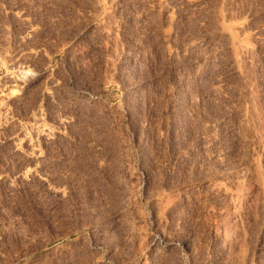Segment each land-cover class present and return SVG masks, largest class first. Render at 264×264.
I'll list each match as a JSON object with an SVG mask.
<instances>
[{
	"label": "rangeland",
	"instance_id": "obj_1",
	"mask_svg": "<svg viewBox=\"0 0 264 264\" xmlns=\"http://www.w3.org/2000/svg\"><path fill=\"white\" fill-rule=\"evenodd\" d=\"M0 59V264H264V0H0Z\"/></svg>",
	"mask_w": 264,
	"mask_h": 264
},
{
	"label": "bare ground",
	"instance_id": "obj_2",
	"mask_svg": "<svg viewBox=\"0 0 264 264\" xmlns=\"http://www.w3.org/2000/svg\"><path fill=\"white\" fill-rule=\"evenodd\" d=\"M192 3V2H191ZM190 3V4H191ZM188 8V7H187ZM194 11V10H193ZM191 12V11H190ZM188 15V14H187ZM189 16V15H188ZM192 16H194L193 14H192ZM222 22H220V24H221ZM222 24H224V23H222ZM225 27V26H224ZM223 26H221V25H219V31H218V33L217 34H219V36H221V38L222 37H224V38H231V36H233V35H231L228 31H226L227 29H225ZM218 29V28H217ZM229 29V28H228ZM241 29V27L239 28V30ZM238 31V30H237ZM214 36V35H213ZM234 37V36H233ZM227 41V40H226ZM245 48H246V46H245ZM2 58V57H1ZM19 59H20V57H19ZM0 61H1V59H0ZM17 61H18V59H17ZM5 62V61H4ZM21 63V62H20ZM3 65V64H2ZM19 65V64H18ZM17 65V66H18ZM6 70V69H5ZM9 71V70H8ZM8 71H7V77H6V80L7 81H11L10 83H25V81H26V76L29 74V72L27 71V69L24 67V68H21V69H19V67H18V69L16 70H10V72L8 73ZM238 74L240 75V73L238 72ZM237 74V75H238ZM239 77V76H238ZM28 82V81H27ZM7 83H9V82H7ZM16 85V84H15ZM17 86V85H16ZM20 86H21V84H20ZM17 87H19V85L17 86ZM1 91V90H0ZM1 95L3 96V94H2V92H1ZM8 95H11V93H9ZM6 96V95H5ZM7 97V96H6ZM12 97H13V95H12ZM82 97V96H81ZM2 98H4V97H0V121H2L3 119V121L6 123L7 121H8V119L6 118V114H7V109H5V107H3L4 105V103L2 104V102H3V99ZM5 99V98H4ZM11 99V98H10ZM11 102H12V99H11ZM6 103V102H5ZM7 105V104H6ZM8 107V106H7ZM10 112V111H9ZM8 112V113H9ZM10 114H12V113H10ZM43 114V113H42ZM13 116V115H12ZM32 116V115H31ZM37 116V115H36ZM40 116H43V115H40ZM7 117H8V115H7ZM40 118H42V117H40ZM66 118V117H65ZM65 118H64V120H65ZM12 119V118H11ZM61 119V118H60ZM67 120V119H66ZM2 121V122H3ZM46 118H45V120H43L42 119V121L40 120V119H35L34 118V120L33 121H31V122H33V123H31V128H30V130L29 131H27L26 129H22L21 131H20V134L19 135H17V136H13L12 138L11 137H9V138H11V143H13V146H14V152H16V153H20L21 155H24L26 158H29V159H31L32 161L33 160H35V161H37L40 157H41V155L43 154V151H42V149L39 147V145L38 144H36L35 143V141L38 139L39 140V138H41L42 140H44V141H46V140H48L49 138H52V137H54V136H60L61 135V132L59 131V128H56V126H60V125H57L56 124V126H52L51 125V123H49V122H47V123H49V124H47L46 122ZM62 121V120H61ZM68 121V120H67ZM5 123H4V125H5ZM30 123V122H29ZM64 123V122H63ZM1 124V123H0ZM3 124V123H2ZM26 124H28V123H26ZM60 124V123H59ZM66 124V123H65ZM67 124H68V122H67ZM22 125V124H21ZM20 125V126H21ZM29 125V124H28ZM7 126V125H6ZM26 126V125H25ZM62 126V125H61ZM1 127V126H0ZM30 127V126H29ZM1 129V128H0ZM15 134V133H14ZM17 134V133H16ZM50 141V140H49ZM8 143H10V142H8ZM19 154V155H20ZM42 159V158H41ZM29 161V160H28ZM40 162V161H39ZM30 164V163H29ZM34 164H36V163H34ZM36 171H38V170H36V166L35 165H33V166H29L28 167V164H27V167L22 171V173H20L21 174V178L23 177V178H26V177H29V175H31V174H34ZM21 172V171H20ZM22 178V179H23ZM30 178V177H29ZM26 180V179H25ZM59 188V187H58ZM62 189V188H61ZM57 190V189H56ZM63 191V190H62ZM235 205V204H234ZM236 206V205H235ZM235 206H233V205H231L230 207H229V210H228V212H229V214H231V216L232 215H235L236 213H237V209H235ZM228 215V214H227ZM230 216V217H231ZM224 217V216H223ZM226 218V217H225ZM224 219V218H223ZM225 222V221H224ZM159 237V236H158ZM159 242H161L159 239H157ZM157 240H154V241H157ZM166 244L167 245H174L175 243H174V241H172V240H170V241H168V242H166ZM180 247L181 248H183V247H186V242L184 241V242H180ZM180 251V248H177V247H175V248H169V249H167L166 251H164L163 252V258L164 257H166V256H168L169 257V255H170V257H171V255H174V256H176L177 257V255H175V254H173V253H177V252H179ZM178 254V253H177ZM160 259V258H159ZM166 259V258H165ZM171 264V263H170Z\"/></svg>",
	"mask_w": 264,
	"mask_h": 264
}]
</instances>
